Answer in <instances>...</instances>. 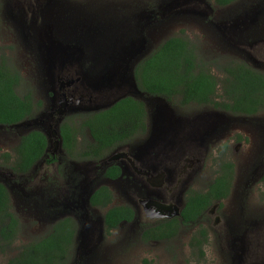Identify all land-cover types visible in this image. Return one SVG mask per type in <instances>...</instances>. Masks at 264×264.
Wrapping results in <instances>:
<instances>
[{
    "label": "rangeland",
    "instance_id": "374dc122",
    "mask_svg": "<svg viewBox=\"0 0 264 264\" xmlns=\"http://www.w3.org/2000/svg\"><path fill=\"white\" fill-rule=\"evenodd\" d=\"M240 15L251 21L243 20L244 16L239 24L235 23ZM173 37L188 39L200 63L210 67L219 77H222L223 67L234 61L247 62L264 72V0H236L224 8L214 0H0V57L8 58L21 72L24 81L17 89L19 95L30 94L36 104L30 119L18 126L0 128V183L8 188L11 210L19 221L18 235L12 245L4 250V244H0V264H10L27 245L45 238L55 223L70 218L73 208L66 187L61 189L60 198L50 197L52 183L49 182L58 176L57 172L64 178L63 168L58 169V164L42 162L28 174L17 177L9 174L12 171L1 157L5 153L15 156L21 135L34 130L45 134L49 131L47 135L53 140L50 152L55 151L56 156L62 158V164L74 162L75 170L81 171V164L86 161L79 158L83 148L78 144L88 136L81 128L86 116L105 111L130 96L143 101L150 115V133L146 137L139 135L135 140L137 145L145 144L154 131L153 126L159 122L169 121L175 127L176 121L175 132L179 134L174 136L176 139L193 136L191 129L197 127L195 120L207 117L208 113L211 117L224 115L232 120L235 126L232 133L237 134V141H244L241 135L249 134L247 129L250 128L253 134L249 141L243 142L245 154L255 146L257 154L264 153V111L244 118V115L215 109L211 105L183 106L180 99L151 97L135 88L138 86L134 75L131 71L128 75V70ZM71 79L75 80L74 85L62 90L68 104L62 114H58L61 112L59 107L53 118L52 108L57 99L53 86L58 81L61 85ZM223 93V88H219L216 101H222ZM160 113H164L167 120L159 121ZM185 120H194V126ZM63 124L71 125L78 134L77 154L70 156L62 152L59 128ZM179 148H184L185 154L194 155L184 159L201 161V164L196 162L201 173L188 184L186 197L191 192L205 193L220 175L219 166L229 161L227 152L232 153L230 148L226 150L215 144L200 158L192 150L193 146L184 142L169 147L165 153H173ZM113 153L114 150L107 153L105 164ZM101 161L92 159L88 165L94 176L99 174L97 167H103ZM233 162L235 165L244 163L238 158ZM252 162L260 164V159ZM256 179L249 196V206L254 210L251 225L257 223L263 229L254 226L248 232H239L242 240L234 247L233 259L228 232L222 225H216L218 214L208 212L202 222L183 230L179 236L155 243L139 239V227L151 225L145 221L139 224L138 230L134 229L135 232L132 227L125 226L111 233L105 230L101 233L98 223L87 225L82 216L79 219L72 217L79 231L69 264H264V183L259 175ZM235 180L237 187L240 184L237 172ZM104 185L112 190L117 186L108 181ZM115 195V204L123 205L124 200ZM230 203L235 204L232 199L227 202ZM83 205L87 209V202ZM240 205L236 204L237 211ZM104 213L97 209L95 216L102 220ZM258 215H263L259 221ZM86 225L93 227L88 229ZM203 229L208 232V242L204 246V257H200L198 248L194 244L192 247L191 243ZM88 242L90 244H86Z\"/></svg>",
    "mask_w": 264,
    "mask_h": 264
},
{
    "label": "trees",
    "instance_id": "16d2710c",
    "mask_svg": "<svg viewBox=\"0 0 264 264\" xmlns=\"http://www.w3.org/2000/svg\"><path fill=\"white\" fill-rule=\"evenodd\" d=\"M219 7H228L236 0H214ZM222 77L212 69L200 63L192 43L184 37H173L163 42L148 57L140 61L134 77L138 89L147 96L161 97L166 100L180 99L183 106H214L234 114L254 116L264 111V72H261L244 61H234L226 64ZM21 72L6 57L0 62V124L5 126L18 125L34 114L35 104L30 94L19 95L18 87L23 83ZM223 88L222 101H216L219 88ZM146 109L143 102L131 97H125L109 109L86 117L81 125L89 129L93 142L89 149L95 156L105 154L110 148L132 138L120 131L126 130L127 123L134 117L140 122L141 132L146 130ZM63 147L71 156L73 142L77 138L74 128L63 124L60 128ZM48 140L39 130L29 132L21 139L15 150V156L9 153L3 155V162L16 175L28 174L34 166L46 158ZM75 150V149H74ZM92 153V154H93ZM73 154V153H72ZM90 151L82 152L80 157L92 155ZM14 159V161H13ZM120 169L111 167L106 176L118 177ZM212 184L206 193L191 192L187 206L182 213L184 225H194L203 212L215 198L224 196L229 185L225 178ZM11 195L4 184H0V244L8 248L18 235L19 221L11 211ZM113 199L111 191L103 187L94 193L90 199L93 206L108 207ZM133 211L128 207H115L105 215V227L109 232L123 220L130 221ZM179 226L174 223L160 224L147 229L143 241L168 240L176 235ZM76 222L66 219L53 227V230L42 240L27 245L19 257L10 264H69L75 250L78 233ZM208 242V232L203 229L193 238V244L198 248L200 257H204V246Z\"/></svg>",
    "mask_w": 264,
    "mask_h": 264
},
{
    "label": "flooded vegetation",
    "instance_id": "af4514ba",
    "mask_svg": "<svg viewBox=\"0 0 264 264\" xmlns=\"http://www.w3.org/2000/svg\"><path fill=\"white\" fill-rule=\"evenodd\" d=\"M244 16L245 15L237 16V21H239ZM0 58L2 60V57ZM6 59L7 61H9L8 58ZM136 66L135 67L133 66L132 70L130 69L128 70V75L130 74V71L134 75V70ZM74 82L75 80L71 79L66 84L61 83L60 85V82L58 81V84L53 86V91L57 96V99H55L52 108L53 113H51L53 118L55 114H57L60 108H61L60 109L61 112L59 111L58 114H62V109H64L68 104L66 94L62 93V90L66 86L68 87L73 86ZM131 98L135 99L134 97ZM135 100L138 102H143L138 99ZM33 102L35 104L34 99ZM144 105L147 113L146 121H145L146 124L145 132L144 133L141 132L139 119L137 117H134L131 123L126 124L128 128L124 131H120L121 134H127L129 136H132V138L126 140V142L119 143L116 146L110 148L104 155L101 154L102 153L101 152L100 153L101 157L95 156L92 150L89 149L88 141L93 142L94 140L91 136L90 130L85 129V131L88 132V136L84 138L83 142L78 144V146H81V149L83 148L82 149L83 152L86 153L87 151H90V154L92 153L93 154L90 156L83 157L85 159L79 156L80 159L86 161V163L82 162L81 171L75 170L74 162L69 161V163L62 164V158L61 157L58 158L56 156L55 151L50 152L53 140L48 136L49 131L46 132L48 135L43 132L48 140V147L46 150L48 155H46V158L39 161L35 166L41 164L42 162L48 165L58 164V169L59 167H62L64 174V178H62L60 172L59 173L57 172L58 176L55 177V179H53L51 182H49L52 183V189H51L52 192L50 194V197H53L54 199L60 198L61 191H63L61 189L66 187L65 192H68L70 202L72 203L73 206V208H71L72 212L70 211V219H72V217L74 219H79L82 216L84 220L87 221V225L89 224L95 225L96 223H98V225H100L101 233H103L104 230L107 233H111L125 226L132 227L133 231L135 232V230H138L139 224L142 221H145L151 225L144 228L139 227L138 232L141 231L139 239L140 241H143V235L147 229L155 228L160 224H166L171 222L174 223L175 226H179L176 235L172 237L174 238L182 234L183 230L192 226V225H184L182 223L183 221L182 213L187 206L186 204L189 194L187 197L185 194L188 191V184L191 183L196 178L195 177L196 175L201 173L200 167L198 166V164L196 165V162L201 164V161L197 158H196L197 159L196 162L190 160L189 158L184 159L185 156H194L193 154H188V153L185 154L184 148L183 149L179 148L178 150L173 151V153L175 154L171 152L167 154L165 153V151L171 146L180 145L181 142H184L186 143V145L191 144L193 146L192 150H194L195 154L201 158L204 157L205 154H208L211 145L216 144L218 147H222L223 149L226 150L230 148L229 152L232 153L230 154L227 152L226 154V157L229 158V161H227L226 163L223 162L222 165L219 166L221 173L220 175L218 174L217 177L212 182V184L217 185V188H220L217 181H219L222 178H225L227 184L229 185L228 192L224 196L215 198L213 200L211 205L200 216L197 224L203 221L205 214L208 212H211L213 214H218L216 218L217 220L216 225H222L224 230L228 232V235L230 236V242L232 241L230 243L231 257L232 259L235 258L236 253L234 247H236L238 244H241V240H242V237L238 235V233L248 232L252 230L254 226H256L259 229H263V227H259L257 223L255 225H251L254 221L252 220L253 219L252 213L254 210H251L252 208L249 206V200H250L249 196L252 193L253 188L257 183L256 175H259L262 183H264V153H262L261 155L257 154L258 148L255 146L254 150L252 147L249 153L246 155L245 149L243 148V142L245 141L247 142L250 140L251 134H253V132H251L252 130L248 128L247 130L249 134L241 135L244 138V141H237L238 140L237 134L232 133V130L235 128L233 124L234 122L232 120H229L228 117L224 115H213V117H211V115L207 113L206 115L207 117L203 116L195 120L197 121V127L194 126V120L193 121H191L192 119L185 120V122L190 121L191 122L190 125L194 126L191 129L193 132V136L186 135V137L183 140H180V139H176L177 137H173V132L175 131V129L167 131L165 133L161 129V134L164 133V135L159 136L158 139L155 140L157 143L148 147L146 150H143L141 145L135 144L137 142L135 140L139 135L144 134V136L146 137L150 133L151 126L149 121L150 120V115L148 113L149 110L145 103ZM35 109H36V104L34 107V111ZM247 117H252V116L244 115V118ZM198 121L201 122L198 123ZM14 126L15 125L5 126L0 124V128H11ZM79 129L83 130L81 128ZM74 133L77 137L78 134L76 133V130H74ZM27 134L21 135L20 138L22 139ZM53 134L55 133L53 132ZM214 134L215 136H213ZM60 137L63 147L64 140L62 139V136ZM239 140H241V137H239ZM75 144L76 143L73 142L74 149H75ZM175 148L176 147H174L173 149ZM74 149L72 151L73 155L77 154V151ZM113 150H114L113 155L110 156V159L107 161V164H105L106 158L108 156L107 153ZM62 152L66 153L67 151H65L63 148ZM3 155L1 158H3ZM241 155H244L243 158ZM12 158H14V156H12ZM191 158L193 159L194 157ZM234 158L243 160L244 161L243 165L240 163L235 165V162H233ZM256 158L260 159V164H258L257 162L255 163L252 162V160ZM92 159L97 161L105 160L103 161V163L102 161L100 163L101 165L103 164V167L101 168L97 167V172H99L98 176H94L93 171H91L92 172L91 173L88 170V165L90 164ZM189 162H191L190 166L188 165ZM184 163L187 164L185 165ZM70 166L71 168L69 169ZM113 166L120 169V173L116 178H111L106 176L107 170ZM78 172H80V174H78ZM236 172L240 177V184L237 187L235 185L236 183H238L237 180H235ZM9 174H11V176L13 177L16 176V174L14 173H9ZM107 181L112 182L117 186H115L112 190L108 186L104 185V183ZM103 187H107L111 191L113 195V199L108 207L101 209L99 207L93 206L90 203V199L94 193H96L98 190H100ZM115 194H118L124 200L123 205L117 206L115 204V200H116ZM157 198L163 199V201L160 202L157 200ZM231 199L232 202H234L235 204L233 203L227 204V202L231 201ZM64 200H66V198ZM84 202H87L88 205L87 209L83 205ZM65 204L66 203H62V205ZM236 204H241L239 211H237ZM56 206L57 204L55 205V207ZM58 206H61V203H58ZM115 207L130 208L133 211V218L130 221L128 220L121 221L120 223H118V226L116 228L108 232L105 227V215L110 209H113ZM152 207L156 208V210ZM56 208L58 209L57 211H59V207ZM97 209L105 211L102 220H100L99 218H97V216H95L96 215L95 211ZM151 216H159L160 218H151ZM143 217L145 219H143ZM262 217L263 215L262 216L258 215L256 218L259 221ZM58 223H55L53 227ZM87 225L86 227L85 226L84 227L88 229L90 227H93ZM90 240L91 238H89V242H91ZM160 241H167V240H150L148 242L155 243ZM84 242L82 241V243L85 245ZM89 242L86 244H90Z\"/></svg>",
    "mask_w": 264,
    "mask_h": 264
},
{
    "label": "water",
    "instance_id": "95a60500",
    "mask_svg": "<svg viewBox=\"0 0 264 264\" xmlns=\"http://www.w3.org/2000/svg\"><path fill=\"white\" fill-rule=\"evenodd\" d=\"M243 20H247V22H250V21H251V20H248L246 16H245V18H244ZM240 21H241V19H240L239 21L235 22V23H238V24H239ZM256 21H257V19L255 20V22H256ZM252 22H254V21H252ZM65 58H66V56H65ZM114 76H115V75H114ZM114 76H113V77H114ZM135 88L137 89L138 87H135ZM137 90H139V89H137ZM158 118H159V121H165V120H167V118L165 117V114H164V113H160V114L158 115ZM18 125H21V123L18 124ZM18 125H15V126H18ZM153 127H154L153 134H152L151 137L145 142V144L142 145V149H143V150H146L148 147H150V146H152L153 144L157 143L155 140L158 139L159 136H163L165 132L170 131V130H173V129H175V131H177V130H176V128H177V123H176V121H175V127H174L173 123L170 124L169 121H168L167 123H163V122L160 123V122H159L158 124H156V125L153 126ZM161 129L164 131L163 134H161ZM175 131L173 132V137L177 135ZM152 208H154V207H152ZM154 209L156 210V208H154ZM151 218H160V217H159V216H151Z\"/></svg>",
    "mask_w": 264,
    "mask_h": 264
}]
</instances>
